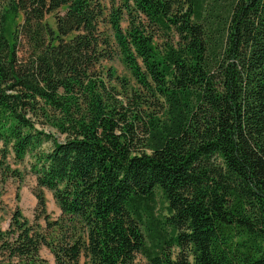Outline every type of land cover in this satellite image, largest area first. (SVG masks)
<instances>
[{
    "label": "trees",
    "instance_id": "obj_1",
    "mask_svg": "<svg viewBox=\"0 0 264 264\" xmlns=\"http://www.w3.org/2000/svg\"><path fill=\"white\" fill-rule=\"evenodd\" d=\"M0 142V264H264V0H0Z\"/></svg>",
    "mask_w": 264,
    "mask_h": 264
},
{
    "label": "rangeland",
    "instance_id": "obj_2",
    "mask_svg": "<svg viewBox=\"0 0 264 264\" xmlns=\"http://www.w3.org/2000/svg\"><path fill=\"white\" fill-rule=\"evenodd\" d=\"M106 3H109L110 0H104ZM22 20V15L17 18V21ZM49 20L53 23V19L50 17ZM127 23L124 22V25ZM159 44L163 43V39L158 41ZM26 52V47L21 46L19 54L24 56ZM104 66L110 67L116 70V73L120 76L127 77L131 80V84H134V79L130 71L125 67L123 62L119 57H116L112 61H106L103 64ZM117 84V83H115ZM118 89L121 90L119 84ZM122 97V96H121ZM57 138L61 141L64 140L65 135L59 132H56ZM3 148V143L0 142V149ZM4 158L0 155V161H3ZM6 164H10L11 169H18L24 174L23 180H18L15 177L9 175L11 172L6 171L4 167H0V228L6 230L10 224L13 213L19 209L23 215L30 220L35 222L38 216L37 211V197L35 195L37 189V180L36 175L29 170L28 163H16L14 160L13 153H10L7 159H5ZM43 192L47 201V212L50 215L51 220H56L62 217V211L59 207L53 191L43 188ZM165 204L163 199L158 198V213L166 214ZM39 224L42 225V229L45 231L47 236H53L48 230L46 219L41 217L39 219ZM41 256L46 258L50 264L55 263V257L51 249L47 246L41 248ZM137 259L139 262H146V259L142 254H138Z\"/></svg>",
    "mask_w": 264,
    "mask_h": 264
}]
</instances>
